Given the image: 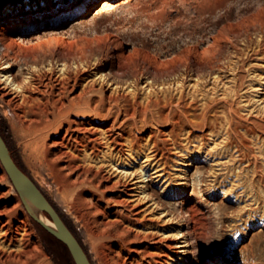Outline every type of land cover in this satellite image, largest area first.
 I'll return each instance as SVG.
<instances>
[{"label": "rangeland", "instance_id": "374dc122", "mask_svg": "<svg viewBox=\"0 0 264 264\" xmlns=\"http://www.w3.org/2000/svg\"><path fill=\"white\" fill-rule=\"evenodd\" d=\"M98 1L33 0L35 13H41H22L25 18L4 25L11 30L6 37L19 47L17 51L13 47V52L0 42V57L7 50L16 58L6 72L0 68V124L14 159L54 205L91 264H101L100 242L93 235V228L99 226L91 222H120V213L131 219L136 215L145 222L144 226L132 225L135 231L155 233V239L147 245L167 249L162 264H264V139L242 128L256 124L264 127V0H130L105 10L98 9ZM64 15L69 18L61 21ZM34 17L38 23L29 26ZM47 36L55 38V43H49L53 46L41 41ZM38 40L49 49L41 47L40 42L34 44ZM19 43L26 48L37 46L39 52L24 45L22 50ZM202 49L207 59L203 53L200 56ZM179 54L184 57L177 58ZM32 66L45 71L54 66L55 73H42L41 81L47 83L50 78L56 92L58 80L68 82L71 96L79 93L82 85L85 90L92 85L86 96L94 95L100 109L103 105L114 109L113 117L119 109L131 111L147 104L151 97L164 99L165 94L174 99L182 94L185 98L181 105L195 106L190 107L192 119L200 117L204 110L200 106L205 107L208 100L213 101L215 109L208 110L206 125H174L155 115L152 118L150 113L148 121L136 116L119 124L128 118L122 113L114 126L113 117H87L85 136L100 139V146L92 152L78 144L68 151L63 149L68 157H61L60 150L50 144L56 134L50 132L46 141L52 147H43L40 139L25 130L19 116L22 112L16 107L22 94L9 81L28 76L26 71ZM62 66L69 68L64 71ZM35 85L39 84L32 87ZM5 91L7 96H3ZM9 98L15 100L9 102ZM36 98L39 100L40 95L33 91L27 104H33ZM231 124L245 136L249 145L246 155L250 153L247 158L257 160L260 172H254L251 161L240 159L235 142L229 139H235V134L230 135ZM112 126L114 136L124 130L122 150L106 137V130ZM63 134L61 129L59 135ZM45 155L57 169L60 167L58 175L50 173ZM71 161L77 168L68 166ZM73 179L79 184L64 191L61 181ZM96 205L105 210V215L96 210L89 214ZM7 221L11 223L12 242L7 241L4 249L21 257H15L16 261L21 263L24 258L30 264H64L48 253L0 162V227ZM131 221L136 222H123ZM151 225L159 229H151ZM177 230L188 239L187 246L175 248L184 239L176 236Z\"/></svg>", "mask_w": 264, "mask_h": 264}, {"label": "bare ground", "instance_id": "6f19581e", "mask_svg": "<svg viewBox=\"0 0 264 264\" xmlns=\"http://www.w3.org/2000/svg\"><path fill=\"white\" fill-rule=\"evenodd\" d=\"M35 1V0H34ZM42 1V0H41ZM130 0H99L98 1V9L99 10H105V9H110V7H114L116 5H122V2L126 4V2ZM134 1V0H133ZM33 0H14L13 2L10 1V2H4V3H0V28H1V32H0V42L2 44L5 45L6 49L7 50H14L13 47L14 45L17 43H15L14 41L11 42L10 39L11 37H6L9 35V33L11 32V30L9 29V27H4V25L7 23V22H11V21H19L23 18H25V16H22L23 14L22 13H27L28 16H33V15H36V14H39L41 13L40 12H36L35 13V4L32 3ZM121 3V4H120ZM47 3H43L42 2V5L43 6H46ZM90 8H88L87 10H89ZM42 12H45V9H43ZM84 13V12H83ZM98 14V13H97ZM70 15V14H69ZM69 15H64L61 17V21L65 20L66 18H69ZM95 15V14H94ZM38 23V19L36 17H34L28 24L29 26H34ZM3 26V27H1ZM59 31H65V30H62L60 29ZM48 37V36H47ZM7 38L9 40H7ZM44 39V38H43ZM46 40V39H45ZM43 41L41 39V41L44 43V45L48 44L47 46L51 45L53 46L52 44H49L51 43L52 40H54V43H55V38H47L46 41ZM217 40V39H216ZM8 41V42H7ZM10 41V42H9ZM40 41L38 40L37 43H34V44H38ZM42 42L41 43V47H45L47 49H49L48 47L46 46H42ZM46 43V44H45ZM53 43V42H52ZM57 43V42H56ZM20 44V43H19ZM217 44V43H215ZM3 45V46H4ZM18 45V43L16 44ZM21 45V44H20ZM24 45V44H22ZM21 45V48L23 50L24 47H22ZM26 45V44H25ZM24 45V46H25ZM33 45V44H32ZM214 46V44H210V46ZM218 45V44H217ZM258 45V44H257ZM30 46V45H29ZM29 46L27 47L28 49ZM34 46V45H33ZM36 46V45H35ZM216 46V45H215ZM214 46V47H215ZM217 47V46H216ZM15 48V47H14ZM16 48H19V47H16ZM15 48V49H16ZM26 46H25V49H27ZM33 51H36L37 50V46L36 48L32 47ZM31 48V49H32ZM38 48H40V46H38ZM209 48V47H208ZM211 48V47H210ZM213 48V47H212ZM204 49V48H203ZM203 49H202V52L198 51L200 54V56L202 55V53L204 54L203 52ZM206 49V47H205ZM204 49V50H205ZM214 49V48H213ZM216 49V48H215ZM214 49V50H215ZM218 49V48H217ZM4 51V54L0 57V68L1 69H4L5 72L6 70H8L9 68L12 67V63L15 62L14 59L16 58H13V57H10L8 51ZM42 50V49H41ZM207 50V49H206ZM211 50V49H210ZM209 50V51H210ZM12 51H9V52H12ZM17 51V49H16ZM32 51V50H31ZM38 51V50H37ZM14 52V51H13ZM39 52V51H38ZM196 52V51H195ZM194 52V53H195ZM213 52V51H211ZM209 52V53H211ZM216 52V51H214ZM219 52V51H217ZM17 53V52H16ZM36 53V52H35ZM198 53V54H199ZM15 54V53H13ZM34 54V53H33ZM32 54V55H33ZM197 54V55H198ZM208 55V53H206ZM219 54V53H218ZM76 55V53L74 54ZM80 54H78L77 56H79ZM182 55V54H181ZM181 55L179 54L178 57H180L179 59H181L182 57H184V55L181 57ZM191 55V54H190ZM192 55H196V54H192ZM211 55H213L211 53ZM216 55V54H215ZM215 55H213L215 57ZM35 56V55H33ZM76 56V57H77ZM175 56V57H176ZM204 56L206 57V55L204 54ZM210 56V55H208ZM212 56V57H213ZM217 56V55H216ZM15 57V56H14ZM213 57V59H214ZM218 57V56H217ZM34 58V57H33ZM203 58V57H202ZM201 58V59H202ZM216 58V57H215ZM199 59V58H198ZM207 59V57L205 58ZM219 59V58H218ZM14 60V61H13ZM35 60V58H34ZM188 60V58L186 59ZM204 60V59H203ZM211 59L209 58V61ZM220 60V59H219ZM13 61V62H12ZM187 62V61H186ZM199 62V61H198ZM203 62V61H202ZM201 62V63H202ZM212 62V60H211ZM217 62V60H216ZM156 63V62H155ZM159 63V62H157ZM194 63V62H193ZM14 64V63H13ZM25 64V63H24ZM49 64V63H48ZM154 64V63H152ZM208 65V63H206ZM219 64V63H218ZM50 65V64H49ZM52 65V63H51ZM63 65V64H62ZM119 65V64H118ZM160 67H161V64L159 63ZM163 65V64H162ZM185 65V63H184ZM191 65V64H190ZM198 65V63H197ZM206 66V65H205ZM54 66H47V70H43L41 68H36V67H29L28 68V71H26L28 73V76H21V77H16L15 79H12L9 81V83L12 85L13 88H15V90H19L22 94L21 96V104H17L16 107L17 109L21 110L22 114L19 116L22 117V122H24L25 124V127L26 129L25 130H28L30 132V134H34L35 138L37 139H40L42 141V146L45 147V148H48L50 146V144L52 146H55L58 150H60V155L58 156H61V155H65V157L68 155V149L70 148H73L75 147L76 145L79 144V146H83L84 148H89L92 150V152H95L98 147L100 146L101 142L99 140H97L96 138H90L89 136H85V131H84V125H85V118L87 117H93V118H97V117H100V116H109V117H113L112 115V110L114 109H110L109 105H107L105 108V106L103 105L102 106V109L99 108V102L98 100L95 98L94 95L90 96V97H87L86 96V91L87 89H83V85L81 87V91H78L79 93H77L76 95L74 96H71V91H72V88L70 89L69 88V84L68 82H64V80H58V84L60 85L58 88H57V92L54 90V87L55 85L51 83L50 81V78L47 80L48 82L47 83H43L41 81V74L43 73L44 75H48V72H50V75L51 73H53L54 69H53ZM66 67V66H65ZM89 67V66H87ZM25 68V66H24ZM43 68V67H42ZM63 68V66H62ZM69 67H66V68H63L65 69L64 71H66ZM190 68V67H189ZM194 68H197V67H194ZM218 68V67H217ZM22 69V67H21ZM21 69H18V70H21ZM27 69V68H25ZM120 69V68H119ZM162 69V67H161ZM175 69V67H174ZM211 69V68H210ZM219 69H221L219 67ZM169 70V69H168ZM172 71V69H170ZM169 70V71H170ZM184 68H183V72H184ZM195 70V69H194ZM198 70V69H197ZM200 70V69H199ZM56 71V69H55ZM54 71V73H55ZM63 71V70H62ZM63 71V72H64ZM70 71V69H69ZM167 71V69H166ZM170 71V72H171ZM178 71V70H176ZM190 71V69H189ZM201 71V70H200ZM72 72V71H71ZM78 72V69L77 71ZM186 72V71H185ZM194 72V71H193ZM198 72V71H197ZM18 73V72H17ZM23 72L21 71V74ZM79 73V72H78ZM168 73V72H167ZM172 73V72H171ZM179 73V72H178ZM182 73V72H181ZM195 73V72H194ZM42 74V75H43ZM67 74V73H66ZM77 74V73H76ZM202 74V73H201ZM6 75V74H4ZM43 75V76H44ZM65 75V74H64ZM69 75V74H67ZM74 75V74H73ZM150 75V74H149ZM154 75V74H153ZM150 76V79L153 77ZM166 75V74H165ZM187 75V74H186ZM190 75V74H189ZM200 75V73H199ZM203 75V74H202ZM72 76V75H70ZM69 76V77H70ZM75 76V75H74ZM159 76V75H158ZM178 76V75H177ZM183 75H181L182 77ZM6 78L8 77L7 75L5 76ZM15 77V76H14ZM50 77V76H49ZM67 77V76H66ZM65 77V78H66ZM68 77V79H69ZM165 77V76H163ZM205 77V76H204ZM45 78V77H44ZM44 78L42 80H44ZM75 78V77H74ZM155 78V76H154ZM180 78V76H179ZM9 79V78H7ZM54 79V78H53ZM60 79V78H59ZM67 79V80H68ZM79 79V78H78ZM158 79V78H156ZM177 80V79H176ZM66 81V80H65ZM73 81V80H72ZM151 81L153 82V80L151 79ZM158 81V80H157ZM178 81V80H177ZM176 81V82H177ZM55 82V81H54ZM155 82V80H154ZM175 82V81H174ZM3 83V82H2ZM33 83H38L42 88H38L39 85H35L34 87H32ZM57 83V82H56ZM181 83V82H180ZM5 84V82H4ZM74 84V82H73ZM72 84V85H73ZM152 84L153 86V83H150ZM149 84V86H151ZM171 84V83H170ZM6 85V84H5ZM7 86V85H6ZM74 86V85H73ZM92 86V85H91ZM91 86H90V89H91ZM177 86V85H176ZM3 87H5L3 85ZM11 87V86H10ZM184 88V87H183ZM2 89V88H1ZM0 89V90H1ZM90 89H88L89 91H91ZM94 89V87H93ZM176 89V88H175ZM182 89V88H181ZM180 89V90H181ZM201 89V88H200ZM34 92H37L39 95H40V99L33 102V104H30L32 103L30 101L29 104H27L28 102V98L31 97V94ZM96 91V90H95ZM183 91V90H182ZM185 91V89H184ZM200 91V90H199ZM100 92V91H99ZM180 92V91H179ZM16 93V92H15ZM28 93V94H27ZM93 93V92H92ZM169 93V92H168ZM199 93V92H198ZM196 92V94H198ZM238 93V92H237ZM8 93H6V91L4 92V95L3 96H7ZM19 94V93H17ZM27 94V96H26ZM98 94V93H97ZM155 94V93H154ZM159 94V93H158ZM161 94V92H160ZM164 94V93H163ZM202 94V93H201ZM15 95V94H14ZM153 95V93H152ZM178 95V94H177ZM181 96L177 99H174L173 96H171L170 94L168 95L169 97H165L164 96V99H161L159 97H156V98H153L151 97L149 101H147V104H145L144 106L143 105H138L137 108H134L132 109L131 111H127V110H121L119 109L118 110V113L116 114V116H114V121L112 123V125L114 126V124H116L117 120L119 119V116L123 113L125 116H128V118L126 117V119L122 120L119 124H125L127 122H129V119L132 118H135L136 116H141L143 119H145V121L147 120L146 117L147 116V113H150L151 117L153 118L154 115L156 116V118L160 121L162 120H165L166 122H171L172 124L174 125H179V124H184V123H189V124H192V125H199V123L203 124V125H206V122H207V112L209 109L213 108V104L212 102L213 101H209L208 99V102L205 104V107L204 106H200L201 108L203 107L204 110L202 111V114L200 115V117H195V118H190L191 116V112H190V107L192 105H181V103H183V100H184V96L182 94H180ZM191 95V94H190ZM238 94H236L237 96ZM149 96V95H148ZM156 96V95H155ZM196 96V95H195ZM210 96V95H209ZM189 97V96H188ZM191 97V96H190ZM207 97V96H206ZM3 98V97H2ZM20 98V97H19ZM105 98V97H104ZM187 98V97H186ZM203 98V97H201ZM205 98V97H204ZM209 98V97H208ZM17 99V98H16ZM109 99H111V97H109ZM115 99V97L113 98ZM217 99V98H216ZM15 100V99H14ZM13 98H9V102H13L14 101ZM30 100L34 101L33 100V97L32 99L30 98ZM105 100V99H104ZM198 100V99H197ZM213 100V99H212ZM17 101V100H16ZM109 100H107L108 102ZM116 101V100H115ZM146 101V100H145ZM190 101V100H189ZM188 101V102H189ZM132 102V100H131ZM186 102V101H185ZM193 102V101H192ZM206 102V101H205ZM8 103V102H7ZM16 103V102H15ZM19 103V101H18ZM103 103V102H102ZM116 103V102H115ZM133 103V102H132ZM139 103V102H138ZM190 103V102H189ZM188 103V104H189ZM111 104V103H110ZM137 104V103H136ZM141 104V103H140ZM196 104H199V103H196ZM117 105V104H116ZM135 105V104H133ZM204 105V104H203ZM10 106V105H9ZM112 106H113V102H112ZM118 107V106H117ZM132 107V105H131ZM195 107V106H194ZM192 106V108H194ZM197 107V106H196ZM13 108V106H12ZM113 108V107H112ZM116 108V107H115ZM123 108V107H121ZM126 108V107H124ZM130 108V107H129ZM133 108V107H132ZM198 108V107H197ZM202 108V109H203ZM230 108V107H229ZM229 108H227L229 110ZM14 109L15 106H14ZM103 109L105 110L106 113H103ZM201 109V110H202ZM215 109V108H213ZM200 110V112H201ZM232 110V109H231ZM210 111V110H209ZM16 112V111H15ZM14 112V113H15ZM116 112V111H115ZM226 112V111H225ZM19 113V112H18ZM195 113V112H194ZM199 113V112H198ZM233 113V112H232ZM235 113V112H234ZM16 114V113H15ZM238 114V113H236ZM235 114V115H236ZM17 115V114H16ZM115 115V114H114ZM210 115V114H209ZM239 115V114H238ZM237 115V117H238ZM18 117V116H17ZM138 118V117H136ZM141 118V120H142ZM150 118V117H149ZM20 119V118H19ZM103 119V118H102ZM151 119V118H150ZM209 119V118H208ZM135 120V119H134ZM137 120V119H136ZM212 120V119H211ZM227 120V119H226ZM148 121V120H147ZM136 122V121H134ZM238 122V121H236ZM146 123V122H145ZM159 123V121H158ZM208 123V122H207ZM240 123V122H239ZM88 124V123H87ZM188 124V125H189ZM243 124V123H242ZM64 125V127H63ZM136 125V124H135ZM202 125V126H203ZM257 125V124H256ZM256 125H251V126H242V128L244 129V131L246 133H252V134H258V138H263L264 139V127H261L263 125H261L260 127H257ZM259 125V123H258ZM113 126L110 127V128H106L107 132H108V135L106 134V137L108 138V140L110 141V143H112L113 145H115L116 147H120L118 150H122L121 148L123 147L124 143L121 141V139L124 138L123 136V132L124 130L122 129L121 132L114 136L113 133L111 134V131L113 130ZM119 126V125H117ZM208 126V125H207ZM236 126L237 125H230V135L231 134H235V139L233 136H229V139L231 142H235V146L237 147L236 150L239 151V154L241 155L240 159H246L248 161H251L247 158V155L250 154L248 153L246 155V152L245 149L247 148V143H246V139H245V136L243 135V133L239 134V132H237L236 130ZM205 127V126H204ZM115 128V127H114ZM61 129H64V134L62 136L59 135V131H61ZM86 129V128H85ZM88 129V128H87ZM88 131V130H87ZM86 131V132H87ZM90 131V130H89ZM53 133V134H56V137L53 138V140H51L50 144L47 143L46 141L49 140L48 137H49V134ZM91 134V133H90ZM117 134V133H116ZM229 135V134H228ZM37 136V137H36ZM256 136V135H255ZM98 138V137H97ZM105 138V137H103ZM106 138V139H107ZM257 138V139H258ZM33 139V138H32ZM31 139V140H32ZM235 140V141H234ZM39 141V140H38ZM249 141V140H248ZM105 142V141H104ZM108 142V141H107ZM106 142V143H107ZM39 143V142H37ZM103 143V142H102ZM34 144V143H33ZM36 144V143H35ZM31 146V145H30ZM35 146V145H33ZM32 146V147H33ZM41 146V147H42ZM50 146V147H52ZM249 146V145H248ZM82 147V148H83ZM34 148V147H33ZM37 148V147H36ZM67 149V151H64L63 149ZM78 148V147H77ZM112 149H113V146H112ZM81 150V149H80ZM90 150V151H91ZM248 150V149H246ZM34 151V150H33ZM32 151V152H33ZM71 151V150H70ZM38 152V150H37ZM45 152V151H44ZM100 152V150H99ZM40 153V152H38ZM55 153V152H54ZM53 153V156L55 155ZM58 154V153H57ZM72 154V153H71ZM253 154V153H252ZM251 154V155H252ZM39 156V154H37ZM41 155V153H40ZM69 155H70V152H69ZM44 156V155H43ZM47 155H45V159H46V163L49 167V170H50V173L53 175H58V170H60V167L59 169H57V167H55L51 162L49 161L50 159H47L46 157ZM58 156H54L55 158L57 157V159H61L60 157L58 158ZM36 157V156H35ZM63 157V156H61ZM68 157V156H67ZM70 157V156H69ZM254 157V155H253ZM256 157V156H255ZM52 158V157H51ZM35 159V158H34ZM38 159V158H37ZM40 159V158H39ZM54 159V158H53ZM69 159H72V158H69ZM251 159V157H250ZM258 159V158H257ZM56 160V159H55ZM68 160V158H67ZM37 161V160H36ZM45 161V160H44ZM247 161V162H248ZM257 160L254 159V161H251L249 162V164H252L253 165V170L255 173H258L260 172L259 171V168L257 166ZM43 162V161H42ZM69 162V161H68ZM44 163V162H43ZM40 164V163H39ZM44 165V164H43ZM72 169V167L77 168L75 164H73V162L71 161L69 163V165ZM63 168V167H62ZM61 168V169H62ZM68 168V167H67ZM73 169V170H74ZM79 169V168H78ZM72 170V171H73ZM252 170V171H253ZM78 171V170H77ZM156 171V170H155ZM83 172V171H82ZM62 173V172H61ZM50 174V175H51ZM85 174V173H84ZM62 175V174H61ZM159 175V174H158ZM78 176V175H77ZM80 176H82L80 174ZM84 177L86 175H83ZM157 176V175H156ZM58 177V176H57ZM63 177V175H62ZM83 178V177H82ZM80 178L79 181L82 179ZM86 179V178H84ZM74 180V181H73ZM73 180H69L70 182H64V181H61V187L62 189L65 191V190H68L73 184L75 186V183H78L79 182L76 180V179H73ZM76 180V181H75ZM83 180V179H82ZM148 180V179H147ZM73 181V182H71ZM81 182V181H80ZM84 182V181H83ZM60 183V182H59ZM94 185H91V187H93ZM60 187V188H61ZM95 187V186H94ZM82 192H85V190H83ZM81 192V193H82ZM92 195L94 196H97L96 193H92ZM118 201V200H116ZM108 206V205H107ZM192 208V207H191ZM96 210V211H95ZM130 210V209H128ZM188 210V209H187ZM101 212V214L105 215V210H103V208L100 206V205H96L93 209V211H89V214L92 213V212ZM189 211V210H188ZM35 215L37 217H39V219H41L42 221H44L46 224H48L49 226L51 227H54V223L52 221H50L42 212L40 211H35L34 212ZM133 213V212H132ZM116 216V215H115ZM133 220V221H136V222H123L125 220ZM117 220L120 221V222H91V223H94L95 225L98 224L99 228H93V235L98 239V241L100 242V248H99V255H100V262L101 264H162V262L164 261L163 258L164 257H167L168 255V251L167 249L165 248H161L159 246H149L147 245L149 243L150 240H154L155 239V233H151V232H146V233H140V232H137L133 229V227H131L132 225H142L144 226L145 225V222H141L142 219H139V217H137L136 215L132 217H129L127 214H117ZM116 220V221H117ZM9 223L8 221L6 223H3L0 227V231H1V239L2 241H0V264H30V263H27L25 261L27 260H24V262L21 261L20 263V260L19 262L16 261L17 259L21 258L19 257L18 255V258L17 256L14 255V253L12 252H6V248L4 249V244L9 241H11V238L10 237V226H9ZM20 227V226H19ZM151 229L153 228H156L157 230L159 229L158 225L155 227L154 225L152 226L151 225ZM15 228V227H14ZM15 231V230H14ZM17 231V230H16ZM152 231V230H151ZM176 236H178V238H184L182 241H180L179 243H177L175 245V248L178 247V248H181V247H185L187 246V242H188V239L185 237L184 233H181L180 230H177L176 232ZM170 240V239H169ZM162 241V239H161ZM12 242V241H11ZM166 246V245H165ZM171 247V245H167V248L169 250V248ZM17 259H16V258ZM16 259V260H15ZM38 261V260H37ZM34 263V262H33ZM40 263V262H39ZM38 264V262H37ZM44 264V263H43ZM47 264V263H46Z\"/></svg>", "mask_w": 264, "mask_h": 264}, {"label": "water", "instance_id": "95a60500", "mask_svg": "<svg viewBox=\"0 0 264 264\" xmlns=\"http://www.w3.org/2000/svg\"><path fill=\"white\" fill-rule=\"evenodd\" d=\"M10 1L13 0H0V3ZM0 162L32 220L66 247L75 264H91L81 242L69 229L54 205L34 180L17 165L1 133ZM36 210L44 213L54 223V227L39 219L34 213Z\"/></svg>", "mask_w": 264, "mask_h": 264}, {"label": "trees", "instance_id": "16d2710c", "mask_svg": "<svg viewBox=\"0 0 264 264\" xmlns=\"http://www.w3.org/2000/svg\"><path fill=\"white\" fill-rule=\"evenodd\" d=\"M0 133H1L2 137L4 138V140L6 141L4 130H3V127H2L1 124H0ZM7 146L9 147L8 144H7ZM10 152H11V150H10ZM11 154H12V152H11ZM15 162H16V160H15ZM17 165H18V163H17ZM33 222L36 224L37 229H38V231L41 234V237H42V239H43V241L45 243V246H46V249H47L48 253L56 261H58L60 259L62 262H64V264H74V262H73V260H72V258L70 256V253L68 252L66 247L61 242H59L57 239H55L52 235H50L47 231H45L39 224H37L35 221H33Z\"/></svg>", "mask_w": 264, "mask_h": 264}]
</instances>
